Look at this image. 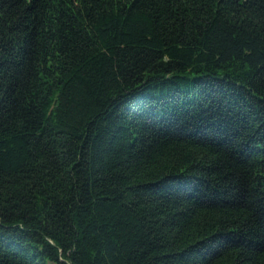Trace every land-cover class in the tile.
I'll return each mask as SVG.
<instances>
[{
	"label": "trees",
	"instance_id": "16d2710c",
	"mask_svg": "<svg viewBox=\"0 0 264 264\" xmlns=\"http://www.w3.org/2000/svg\"><path fill=\"white\" fill-rule=\"evenodd\" d=\"M0 264H264V0H0Z\"/></svg>",
	"mask_w": 264,
	"mask_h": 264
}]
</instances>
